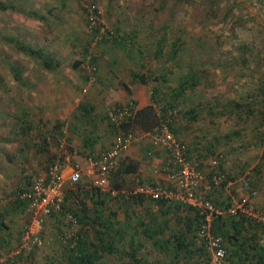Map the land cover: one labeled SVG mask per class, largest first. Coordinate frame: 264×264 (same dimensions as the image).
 <instances>
[{
  "label": "rangeland",
  "instance_id": "rangeland-1",
  "mask_svg": "<svg viewBox=\"0 0 264 264\" xmlns=\"http://www.w3.org/2000/svg\"><path fill=\"white\" fill-rule=\"evenodd\" d=\"M2 5L10 9L0 10V264H71L70 245L78 243L96 248L105 264H196L205 257L196 250V228L187 231L188 221L164 205L104 192L94 196L99 205L71 199L62 214L45 220L44 245L17 255L30 216L13 196L29 173H43L55 153L50 146L39 149L45 138L53 139L38 127L42 113H67L82 105L91 112L131 102L93 100L90 78L96 84L115 79V95L132 73L166 80L148 83L159 101V125H172L207 176L219 170L229 179L228 187L211 197L236 205L246 199L264 215V0H0ZM91 5L118 42L96 41L87 21ZM44 59L57 66L48 67ZM181 85L185 89L178 94ZM172 104L177 112L169 117ZM128 125L138 137L145 133ZM220 157L217 169L212 162ZM82 180L81 186L88 185ZM166 186L177 190L175 183ZM109 188L119 189L112 180L104 190ZM12 203L19 211H11ZM68 211L90 219L79 223L72 242ZM95 213L110 223L103 226ZM181 234L182 251L175 241ZM156 241L169 245L161 251Z\"/></svg>",
  "mask_w": 264,
  "mask_h": 264
},
{
  "label": "built area",
  "instance_id": "built-area-1",
  "mask_svg": "<svg viewBox=\"0 0 264 264\" xmlns=\"http://www.w3.org/2000/svg\"><path fill=\"white\" fill-rule=\"evenodd\" d=\"M86 11L88 27L96 36V41L101 42L105 38L111 39L113 33L102 24L101 12L98 7L91 5L87 7ZM96 69L94 66L91 67L93 73ZM138 111L135 103L131 101L109 114L108 122L114 132L113 144L111 148L97 157L87 159L91 174L96 176L92 187L99 191L109 187L110 179L118 170L125 151L142 140H151L152 144L166 152V164L156 173L166 174L176 184L177 190H170L159 184H141L130 195H143L156 204H159L160 200H166L169 204L176 201L185 206L197 208L202 217L196 233L198 247L205 250L209 257V264H229L226 241L222 236L213 234L214 221L227 216L234 218L243 216L264 227V215L257 212L248 200H243L239 205L234 204L230 209L225 210L217 207L208 197L199 196V188L207 181V177L190 159L185 144L171 130L167 121L160 124L154 131L145 132L142 137L125 129V125L134 123ZM176 112V109L170 110L169 113L167 111L169 117L176 115ZM61 149L68 151L65 142L62 143ZM222 161L223 157H220L214 159L212 164L218 167ZM64 166L62 161L51 164L47 168L45 177L29 174L26 185L18 194V198L26 204L30 219L25 227L22 246L17 255L41 248L44 245L42 230L45 220L65 211L67 183L70 185L80 183L82 179L80 169L77 167L67 179L64 175ZM223 180L222 176L213 179L217 187ZM108 192L112 198L119 195L115 190L109 189ZM66 215V224L71 226L70 242H72L78 235L79 223L73 213L67 212ZM70 246L73 248L75 244Z\"/></svg>",
  "mask_w": 264,
  "mask_h": 264
},
{
  "label": "crops",
  "instance_id": "crops-1",
  "mask_svg": "<svg viewBox=\"0 0 264 264\" xmlns=\"http://www.w3.org/2000/svg\"><path fill=\"white\" fill-rule=\"evenodd\" d=\"M54 66L57 65H53L50 68H53ZM89 68H91V66H89ZM134 75L135 73H132L130 75L132 81H128V84L122 83V86L119 87L117 91V95L113 94V90H116V87L118 86L114 83L115 79L114 82L112 79H110L109 81H102L101 83L96 84L94 83V78H90V83L93 84L96 88L93 91V95H96V99H94V97H92V99L97 101L100 98L102 100L112 99V101H115L118 98H121L122 100L130 99V101L135 103L138 110L153 105V99L156 98L157 94L153 91H149L148 84H143L138 80H134ZM113 97L118 98L114 99ZM120 104L121 103L114 104L113 107H108L104 110L103 108L99 107L98 110L91 112L90 109L86 107V105H82L81 109L77 108L76 111L72 112L65 113V111L59 112V110L53 112L51 109L50 112L47 111L45 113H42L43 117L41 116V118L43 119V122L41 125H38V127L39 129L41 128V131H44V133H46V131L49 132L53 139L52 141H50L51 137L45 138L44 142L46 141L47 144L39 149L44 150L45 147L50 146V149L55 152L53 153V158L51 159L52 161L48 165V167L51 164L62 161L65 164L64 175L67 179L73 174L74 170L78 167L81 171L82 179H86L88 183V185L81 186L80 183H82V179L77 185H70L67 183L66 198L68 202L71 199L75 200L79 198H86L88 200V203L94 206L96 205V203H98L94 200V196L96 200L99 196V194L97 193L104 192L109 194L108 190L103 189V191H99L95 190L92 187V182L94 181L96 176L91 174V169L87 163V159L89 157H97L102 152H105L109 148H111L114 140V132L111 126L109 125L108 116L111 112L121 107ZM56 108L58 109L59 106ZM65 132L67 134L70 133L69 137L65 135ZM175 134L177 135L176 132ZM178 138L185 144V142L179 136ZM65 141H68L69 143L66 144L68 146V151H64L61 149L62 143ZM51 142H53L54 144ZM165 164L166 152L164 151V149L155 146L149 139H145L140 141L139 143H135L125 151L118 170L112 175L110 179V181H114L117 188L119 189H109L117 191L119 195L120 193L125 195L126 193H133V191H135L141 184L144 183L159 184L161 186L167 187L166 184H173V180H171L166 174L156 173V171L162 169ZM127 166H129L130 168L133 167L134 170L132 172H126ZM48 167L43 169V173L39 172L35 174L45 177ZM203 172L207 175V171L203 170ZM208 182L209 180H207L199 188V192L201 193V195L199 196L203 195L202 197L207 198V196L211 195V193H214L211 192V190H208L211 188ZM25 185H20L18 192L15 193V195L13 196V202H15L16 205L22 204L25 206V203L18 198V194L24 188ZM131 187L134 189L133 191H130L129 188ZM132 196L133 195L129 194V198ZM100 197L104 198V195H100ZM135 198H137L136 201H134L132 198L130 200L136 203L144 199L142 196H136ZM15 204H13V206L11 207V211L17 212L20 208H18ZM164 206L166 209H169L171 211L170 213L172 215L180 217L179 220L188 221L187 231H189V225L196 221L195 219L197 214L192 209L194 207H186L185 210L183 208L184 206H182V204L179 202H173L172 204L167 203ZM83 212L85 213V211ZM77 219L79 223V218ZM250 228L251 227H245L244 229H242L243 232L241 233V235H238V239L241 240L239 241L240 243L242 241H245V238L243 239V237L245 236L254 237V230L252 231V229ZM225 241L229 252V264H244V255L243 252L239 250L238 246L235 245L236 240H234V243H230L228 240ZM261 242H264V239H262Z\"/></svg>",
  "mask_w": 264,
  "mask_h": 264
},
{
  "label": "trees",
  "instance_id": "trees-1",
  "mask_svg": "<svg viewBox=\"0 0 264 264\" xmlns=\"http://www.w3.org/2000/svg\"><path fill=\"white\" fill-rule=\"evenodd\" d=\"M10 9V6H4L2 5L0 7V10H7ZM112 40H116L117 38L115 35H113V37L111 38L110 41ZM119 41V40H118ZM117 41V42H118ZM122 41V40H121ZM118 45L120 47L123 46V44L120 42L118 43ZM21 50L31 54V55H37L40 58L42 57V54L40 51L28 48L24 45H20ZM92 62L95 61L94 58H91ZM44 64L47 65L48 67H52L53 66V61L50 59H44ZM151 77H147L145 75H137L135 74L133 76L134 80H138L143 84H148L150 80L152 81H160L162 80L163 82L166 81L164 79H162V77L160 76H155V75H150ZM192 78H194V76H191ZM167 82V81H166ZM185 89V86L181 85V89L180 90H176L175 92L178 94H180V92ZM159 101L157 100V98L153 99V105L151 106H147L144 107L142 109H140L137 113L136 119L134 121V124L139 126L144 132H151L154 131L158 126H159V119H160V115H158L157 110H156V106ZM155 105V106H154ZM174 104H172L171 108H175V106L173 107ZM159 107L162 109L161 105H159ZM164 110V109H163ZM165 115V112H163ZM191 117L193 118L195 116V111H191L190 113ZM165 118V116H163V119ZM130 126L127 124L125 125V129L128 130ZM171 130L175 133L176 131L172 128V126L170 125ZM221 165V164H220ZM220 165L217 167V169H220ZM134 170V168H130L129 166H127L126 168V172H132ZM206 175V174H205ZM217 176H222L224 177V180L219 184V187H217L213 181V179ZM207 180H209L208 184H210L211 187V192L217 191L218 193L223 191L224 189H226L228 187L229 184V179H227V177H225V175L222 174V172H220L219 170L214 171L213 173L209 174L208 176L206 175ZM137 196H142L143 195H137ZM136 196L133 195L132 198L134 201L137 200V198H135ZM208 199H210L217 207L222 208V209H230L232 206H234V203L232 201H225L221 196L218 198H212L211 195L207 196ZM145 198V197H144ZM68 200L66 198L65 200V204H67ZM166 203H168L166 200H160L159 204L161 205H165ZM22 205V204H21ZM26 205V204H25ZM96 205H99V203H96ZM183 205V204H182ZM190 207V206H187ZM192 208V207H190ZM65 209V206H64ZM86 208H83L82 211H85ZM195 212H196V223H191L189 225V229L196 228V231L201 223V215L198 211V209L192 208ZM66 210V209H65ZM71 213H73L77 218H79V223L82 225L85 224H90L88 221L90 220L88 218V215H86V217H81L78 213H75L74 211H69ZM95 217L97 218V221L102 224L103 226L106 225V223H110V219L108 218H104L102 217V215H100V213H95ZM87 220V221H85ZM93 220V219H92ZM245 227H251L250 229H252V231L254 230V237L252 236H245L243 237V239L245 238V241H242L241 243L239 241H241L240 239H238V235H241V233L243 232L242 229H244ZM1 225H0V230H1ZM107 228V227H106ZM213 234L215 235H220L222 236L225 240H228L230 243H234V240H236L235 245L238 246L239 250H241L243 252L244 255V264H264V243H262V239H264V227L260 226L258 224H256V222L251 221L250 219H247L245 217H239V218H234V217H226V218H217L214 223H213ZM175 241L177 244V247L180 251L184 250L186 248V239L183 235H179V236H175ZM155 247L159 248L161 251H164L165 248L168 247V243L163 244L160 241H156L154 243ZM107 249L110 250V248L106 247ZM70 261L71 264H105V263H101L100 262V257L98 255V251L96 248L89 249L86 248L84 245H82V243H78L76 244L73 248H70ZM196 250L198 251V253L200 255H204L205 257L200 260L199 262H197L196 264H209V257L206 254L205 250L200 248V247H196ZM250 250V251H249ZM111 251V250H110ZM137 264V263H136ZM139 264V262H138Z\"/></svg>",
  "mask_w": 264,
  "mask_h": 264
}]
</instances>
